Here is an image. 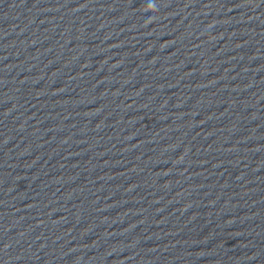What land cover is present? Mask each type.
I'll return each mask as SVG.
<instances>
[{
    "label": "clouds",
    "instance_id": "obj_1",
    "mask_svg": "<svg viewBox=\"0 0 264 264\" xmlns=\"http://www.w3.org/2000/svg\"><path fill=\"white\" fill-rule=\"evenodd\" d=\"M149 4H151L152 9L155 11L156 10V5L154 3H149Z\"/></svg>",
    "mask_w": 264,
    "mask_h": 264
}]
</instances>
